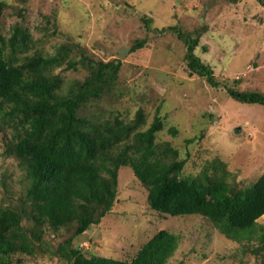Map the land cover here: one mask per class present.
I'll use <instances>...</instances> for the list:
<instances>
[{"label": "rangeland", "instance_id": "1", "mask_svg": "<svg viewBox=\"0 0 264 264\" xmlns=\"http://www.w3.org/2000/svg\"><path fill=\"white\" fill-rule=\"evenodd\" d=\"M0 3V36L7 39L13 27L22 26L32 41L30 54L36 50L52 57L67 47L69 59L79 61L84 55L94 61L121 63L116 84L82 115L97 122L118 113L129 121L142 110L144 130L158 110L163 128L156 134V142H167L178 151V160L185 161L184 179L198 177L220 163L228 172L227 182L244 190L264 174V107L240 104L223 87L264 95V5L258 0ZM144 18L151 20L150 31ZM168 26H178L183 32L204 28L195 55L210 66L220 87L211 88L203 78L189 75L185 47L174 34L153 32ZM139 40L146 42L132 52ZM52 74L67 87L87 73L82 66L66 68L65 62ZM3 140L0 131V210H16L25 191L23 172L13 159L1 155ZM146 196L131 169L122 168L114 207L99 225L76 238L73 246H80L86 254L131 261L154 234L165 230L178 238L166 264H260L263 251L256 238L230 240L196 215H159L148 208ZM256 224L264 226V215ZM21 226L30 224L22 220ZM65 236L63 230L57 236L45 234L44 247L54 251ZM11 263L65 264L45 250L35 257L13 255Z\"/></svg>", "mask_w": 264, "mask_h": 264}, {"label": "trees", "instance_id": "2", "mask_svg": "<svg viewBox=\"0 0 264 264\" xmlns=\"http://www.w3.org/2000/svg\"><path fill=\"white\" fill-rule=\"evenodd\" d=\"M258 1L264 5V0ZM143 21L150 31L151 20ZM203 30L183 32L168 26L153 32L174 34L185 47L189 75L216 89L221 83L195 55ZM145 42H135L130 50L142 48ZM31 49L32 41L22 26L13 27L7 39L0 36L1 155L16 162L25 184L16 210H0V264H12L13 255L35 257L44 250L65 264H166L178 238L165 230L154 234L131 261L86 254L73 246L114 207L118 174L125 167L146 189L151 211L169 217L200 216L230 240L256 238L263 251L260 264H264V226L256 224L264 215V174L244 190L227 182L228 172L220 163L198 177L181 178L185 161L178 160V151L169 143L156 142L163 128L158 110L144 130L142 110L129 121L118 113L97 122L81 114L116 84L119 61H94L84 55L76 61L67 58V47L52 57L36 50L30 54ZM65 62L66 68L82 66L87 73L83 80L64 87L52 71ZM223 87L240 104L264 107L261 93ZM22 220L30 227L23 228ZM62 230L66 236L54 251L44 247L45 234L57 236Z\"/></svg>", "mask_w": 264, "mask_h": 264}]
</instances>
